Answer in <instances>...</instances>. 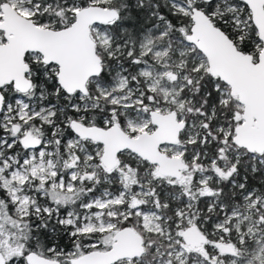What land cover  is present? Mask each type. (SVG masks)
<instances>
[{
  "label": "snow or ice",
  "instance_id": "6c2138e0",
  "mask_svg": "<svg viewBox=\"0 0 264 264\" xmlns=\"http://www.w3.org/2000/svg\"><path fill=\"white\" fill-rule=\"evenodd\" d=\"M0 264H264V0H0Z\"/></svg>",
  "mask_w": 264,
  "mask_h": 264
}]
</instances>
